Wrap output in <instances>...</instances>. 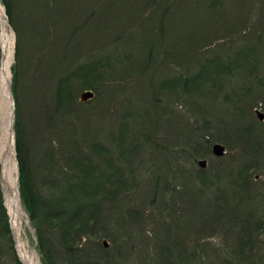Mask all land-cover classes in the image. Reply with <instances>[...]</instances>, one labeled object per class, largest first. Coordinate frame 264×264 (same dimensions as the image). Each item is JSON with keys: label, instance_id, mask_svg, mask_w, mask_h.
Wrapping results in <instances>:
<instances>
[{"label": "rangeland", "instance_id": "obj_1", "mask_svg": "<svg viewBox=\"0 0 264 264\" xmlns=\"http://www.w3.org/2000/svg\"><path fill=\"white\" fill-rule=\"evenodd\" d=\"M24 1L31 6L29 0ZM184 1L163 0L172 13L167 28L174 32V27L178 26L179 35L175 34L177 44L171 53L173 56L177 51L176 59L161 64L155 89L158 90L163 80L191 76L201 64L209 62L212 71L208 77L204 75L203 83L195 85V91L177 97L163 90L166 101L157 109L152 104V95L144 91L145 81L137 85L130 82L111 85L100 93L95 92V98L85 103L78 100L81 90L77 94L80 106L76 113L58 119L47 134L41 109L44 87L39 88L40 84L36 83V77L44 79V63L41 64L44 61V11L37 25L43 33L42 30L31 33L29 41L26 39L29 44L22 55L18 80L14 72L17 33L8 20L14 31L11 97L15 103L13 128L19 200L25 213L22 239L29 252H37L40 264H45L44 254L20 191L14 87H18L16 96L20 97L28 166L44 199L61 193L65 176L76 173L69 162L72 158H83L85 164L89 161L95 166V182H100L95 186L99 190L97 196L106 201L99 207L94 205L96 227L91 228L80 246L89 251L95 249L100 258L108 260L106 264H219L220 260L235 263L240 256L237 234L243 227L246 231L240 236H247L254 245L255 256L264 254V121L256 112L264 113V0ZM0 2L6 10L3 1ZM88 2L92 5V1L87 0L86 4ZM32 4L34 12L44 9V0H32ZM28 6L27 3L22 5ZM7 15L6 12L8 19ZM140 18L136 16V21ZM155 21L156 18L150 19L139 26L146 28ZM15 25L24 27L16 21ZM131 28L134 31L136 26ZM119 29L124 31V27ZM91 33L86 29L81 34L73 55L76 63L89 58L86 52L95 43L90 38ZM1 35L0 20V72ZM99 40L103 44V39ZM125 40L127 43L128 39ZM169 40L166 38L167 46H170ZM185 41L187 50L178 51ZM194 45L199 49L191 48ZM123 47L126 48V44ZM125 52L129 49L117 52L119 67L124 68L128 76L137 78L138 62L143 58L137 55L128 59ZM95 53L98 55V52H92L95 59L102 56V52L98 56ZM217 57L220 59L215 66ZM145 107H149L147 115ZM205 125L210 127L205 138L211 146L207 150V143L202 141V153L193 163V150L185 148L184 144L188 141L196 144L200 136L192 134L191 127L203 129ZM215 142L227 147L223 157L213 154ZM178 146L184 154L180 165L182 174L201 169L199 159L208 161L207 173L200 175L209 182L204 185L207 190L194 204L188 197H180L178 192L183 180L177 174L178 161L174 154ZM174 183L178 184L175 190ZM219 190L224 198L219 196ZM0 191L8 218L7 227L0 222V264L22 263L6 204L2 165ZM112 192L114 198L108 199L107 193ZM174 227L177 230L168 241L167 233ZM50 238L56 242L57 234H50ZM103 239L109 242L108 247L104 246ZM194 254L202 257L193 261ZM58 258L60 261V255ZM210 258L216 261H209ZM252 259L254 257L249 262ZM260 264H264V258Z\"/></svg>", "mask_w": 264, "mask_h": 264}, {"label": "trees", "instance_id": "obj_2", "mask_svg": "<svg viewBox=\"0 0 264 264\" xmlns=\"http://www.w3.org/2000/svg\"><path fill=\"white\" fill-rule=\"evenodd\" d=\"M2 1L6 7L9 20L14 25L17 33L16 65L14 66L17 80L22 66V55L29 44L26 43V39L29 41L31 33L36 34L42 30L37 25L40 23L43 17L42 11H44V61L41 63H44V79L36 77V83L40 84L39 88L43 89L44 87V106L42 105L43 108L41 109L46 121L45 134L50 131L53 123L57 122L58 119L70 117L76 113L80 106L77 103V94L83 89H92L100 93L101 90L108 89L109 86L114 84L130 82V84L137 85L140 84L139 81H145L147 85H145L146 89L144 91L152 95V104L158 109L160 103L166 101V98H163V90L169 91L171 96L174 93L177 97L187 96L192 90L195 91L196 84L203 83L204 75H210L212 71V65L209 62L203 63L198 71L191 76H178L163 80L161 86L158 87V90L161 89V91L157 92L158 90L155 88L158 86L157 80L160 77L157 73L161 64H166L168 60H174L177 56V51L173 56L171 53L172 50H175L174 46L177 44L175 34H177L178 26L174 27V32L167 28L170 25L172 13L167 10L168 6H164L163 0H90L92 5H90V2L86 4L87 0H44V9H38V12L32 10V7H34L32 0H29L31 6H28L29 3L24 0ZM186 2L187 0L184 1V3ZM25 3H27L28 8L22 7ZM192 3H197V1ZM41 7L38 5V8ZM162 7L164 8L163 10ZM136 16L141 17L138 22L136 21ZM154 18H156L155 23L147 25L146 28L139 26ZM15 21L24 27L18 28L15 25ZM132 26H136L134 31L131 28ZM119 27H124V31H120ZM86 29L93 32L90 38L95 43L86 52V57L89 58H86L84 62L76 63L77 60L73 56L74 50L80 44L81 34ZM41 32L43 33V30ZM125 33L128 36L124 38L123 34ZM132 35L133 37L137 36L136 39H133ZM129 37H132V39H129ZM101 38L103 39V44L99 40ZM166 38L170 39V46H167ZM125 39H128L127 43ZM124 44H126V48L123 47ZM187 44L186 41L183 42L182 48L178 47L177 50H187ZM192 47H195L196 50L199 49L195 45ZM128 49L129 52H125L128 59L137 58V55L143 58V60L138 62L139 74L137 78L133 75L128 76L124 68L119 67V53L117 52L118 50L126 51ZM53 50H55L54 53ZM95 51L98 52V55L102 52L100 54L102 56L95 59L94 54H92ZM98 55L95 53V56ZM219 59L220 57L215 58V66H217ZM17 88L14 87L17 110L15 130L20 172V191L23 205L36 228L39 247L44 254V263H108L106 258L102 259L98 256L95 249L89 251L84 246H80L83 238L92 231L91 228L96 227V221L93 218L94 205L99 207L106 201L98 199L97 196L99 190L97 191L96 187L99 186L100 182H95L97 180V176L94 174L95 166L88 160V163L85 164L86 160H83V158H72L69 162L73 164L76 173L65 176L61 193L44 199V194L34 181L33 171L28 166V148L24 129L22 128L24 122L22 121L20 97L19 95L16 96ZM140 92L141 90H139ZM138 100L139 98H136V101ZM148 109L149 107L144 109L146 115ZM124 124L123 122L121 126H124ZM208 131H210L209 125H205L203 129L198 126L191 127L192 134L200 136V140L196 144L193 141H188L184 144L187 145L185 148L191 147L193 150V156H191L193 163L196 156L202 153L204 146L201 143L202 141L207 143V150L211 146L205 138ZM148 140L149 136L145 137L144 141L148 142ZM174 154L175 160L178 161L177 174L183 179L180 182L181 185L178 192H180V197H188L189 202L194 204L196 202L195 199L199 198L207 190L204 185L209 182L207 178L204 179L203 176H200L207 172L205 169H198L194 172L197 176L194 175L193 171L191 174H182L180 165L183 163L184 154H182L179 146ZM199 178L202 179L200 180L203 184L198 181ZM177 185L174 183V190ZM1 194L0 191V222L1 224L3 222V225L7 227L8 218ZM218 194L221 198L225 197L221 190H219ZM114 196V192L107 193L108 199H113ZM89 207H92L91 210ZM245 229L246 227L240 229L239 235L236 233L240 238V256L235 260V263L230 260H220L219 264L261 263L264 254L259 257L255 256L256 254L253 252L254 245L248 240L247 236H240L244 234ZM176 230L177 228L174 227L173 230L168 231L166 238L168 241L172 240ZM50 234H57L56 242L50 238ZM197 243L200 244V240ZM59 255L61 257L60 261ZM199 257L202 256L194 254L193 261ZM252 257L254 259L249 262ZM209 261H216V259L210 258ZM18 264L22 263L18 261ZM211 264L215 263L211 262Z\"/></svg>", "mask_w": 264, "mask_h": 264}, {"label": "bare ground", "instance_id": "obj_3", "mask_svg": "<svg viewBox=\"0 0 264 264\" xmlns=\"http://www.w3.org/2000/svg\"><path fill=\"white\" fill-rule=\"evenodd\" d=\"M5 8L0 2L3 57L0 72V162L5 199L12 219L17 250L24 264H40L37 252H29L22 239L25 215L18 195L17 163L14 144V101L11 91V67L14 59V31L10 28Z\"/></svg>", "mask_w": 264, "mask_h": 264}, {"label": "water", "instance_id": "obj_4", "mask_svg": "<svg viewBox=\"0 0 264 264\" xmlns=\"http://www.w3.org/2000/svg\"><path fill=\"white\" fill-rule=\"evenodd\" d=\"M95 96H96V93L93 90L85 89L79 93L78 100L80 102L85 103V102H88V101L94 99ZM256 112H257L259 119L263 121L264 120V113H262L260 110H256ZM212 152L217 157H223L226 154L227 149H226V146L224 144H222L220 142H216L212 146ZM198 165L200 168H206L208 166V161L204 158L199 159ZM103 243H104L105 247L109 246V242L106 239H103Z\"/></svg>", "mask_w": 264, "mask_h": 264}]
</instances>
